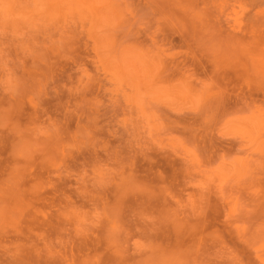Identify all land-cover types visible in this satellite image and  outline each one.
<instances>
[{
	"label": "rangeland",
	"instance_id": "1",
	"mask_svg": "<svg viewBox=\"0 0 264 264\" xmlns=\"http://www.w3.org/2000/svg\"><path fill=\"white\" fill-rule=\"evenodd\" d=\"M0 264H264V0H0Z\"/></svg>",
	"mask_w": 264,
	"mask_h": 264
}]
</instances>
